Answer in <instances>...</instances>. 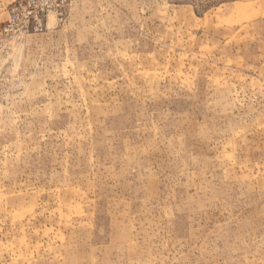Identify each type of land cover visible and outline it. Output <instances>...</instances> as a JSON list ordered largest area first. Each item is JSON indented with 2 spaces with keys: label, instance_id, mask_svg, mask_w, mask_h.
Masks as SVG:
<instances>
[{
  "label": "rangeland",
  "instance_id": "1",
  "mask_svg": "<svg viewBox=\"0 0 264 264\" xmlns=\"http://www.w3.org/2000/svg\"><path fill=\"white\" fill-rule=\"evenodd\" d=\"M16 1L0 264H264V0Z\"/></svg>",
  "mask_w": 264,
  "mask_h": 264
},
{
  "label": "built area",
  "instance_id": "2",
  "mask_svg": "<svg viewBox=\"0 0 264 264\" xmlns=\"http://www.w3.org/2000/svg\"><path fill=\"white\" fill-rule=\"evenodd\" d=\"M69 0H17L4 30L21 24L26 30H42L45 18L61 14ZM12 35V34H11Z\"/></svg>",
  "mask_w": 264,
  "mask_h": 264
}]
</instances>
